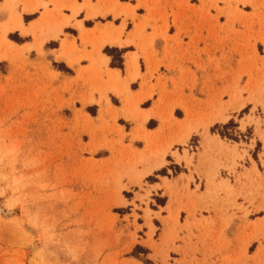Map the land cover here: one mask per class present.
Wrapping results in <instances>:
<instances>
[{
	"label": "rangeland",
	"instance_id": "obj_1",
	"mask_svg": "<svg viewBox=\"0 0 264 264\" xmlns=\"http://www.w3.org/2000/svg\"><path fill=\"white\" fill-rule=\"evenodd\" d=\"M38 1L0 0V264H264L261 214L224 203L247 150L264 169V0H138V103L44 46Z\"/></svg>",
	"mask_w": 264,
	"mask_h": 264
},
{
	"label": "crops",
	"instance_id": "obj_2",
	"mask_svg": "<svg viewBox=\"0 0 264 264\" xmlns=\"http://www.w3.org/2000/svg\"><path fill=\"white\" fill-rule=\"evenodd\" d=\"M38 3L42 6L38 9V16L30 22V26L44 24L43 28L49 33L43 36L44 46L54 41L57 42L56 51L60 55L62 50L66 51L75 44L78 50L76 56L80 57L79 63H92L93 61L106 63L110 77L120 78L125 88L130 91L132 99L138 103V94L140 93L138 84L141 87L145 78L141 69V61L138 59V0H39ZM115 4V8L111 9ZM77 8L79 11H76ZM25 28L29 27L25 26ZM52 28L58 32L57 37H62L61 39H49ZM106 48L124 52L122 56L124 59L123 70L110 67L111 58L104 54ZM59 61L62 63L72 62L65 56ZM89 65L86 64L85 67ZM129 79L132 83H128ZM134 85L135 88H133ZM145 102L147 100L141 101L140 104ZM147 119L148 114L143 118V124ZM219 141L221 140L211 136L208 146L211 149L212 146L218 149ZM237 148V151L233 152L242 155L244 150L240 147ZM252 152V149L247 150L244 161H239L240 167L236 168V175L231 180L232 188L229 189L231 199L224 203H226V207L231 206L232 209L242 205L249 211L248 219L254 218L256 214H261L256 219L262 220L264 219V169L260 168L259 161L255 162V170L249 160V157L252 159ZM206 157L208 156L206 155ZM205 158H203V168L207 169L208 166L211 168L214 164H210ZM237 178L238 181H236ZM203 192L204 190L201 191V193ZM223 195L227 196V193ZM205 217L214 220L216 226L221 225L219 215L212 210L205 212Z\"/></svg>",
	"mask_w": 264,
	"mask_h": 264
},
{
	"label": "snow or ice",
	"instance_id": "obj_3",
	"mask_svg": "<svg viewBox=\"0 0 264 264\" xmlns=\"http://www.w3.org/2000/svg\"><path fill=\"white\" fill-rule=\"evenodd\" d=\"M62 37H50L49 39H56V40H59L61 39ZM128 83H132V81L129 79L128 80ZM138 83V82H137ZM133 88H135V85L133 86ZM144 107H147V105H144Z\"/></svg>",
	"mask_w": 264,
	"mask_h": 264
},
{
	"label": "bare ground",
	"instance_id": "obj_4",
	"mask_svg": "<svg viewBox=\"0 0 264 264\" xmlns=\"http://www.w3.org/2000/svg\"><path fill=\"white\" fill-rule=\"evenodd\" d=\"M219 117V119H218V121L220 120V121H224V118L222 117V118H220V116H218ZM222 143V142H221Z\"/></svg>",
	"mask_w": 264,
	"mask_h": 264
},
{
	"label": "trees",
	"instance_id": "obj_5",
	"mask_svg": "<svg viewBox=\"0 0 264 264\" xmlns=\"http://www.w3.org/2000/svg\"><path fill=\"white\" fill-rule=\"evenodd\" d=\"M122 67V66H121Z\"/></svg>",
	"mask_w": 264,
	"mask_h": 264
}]
</instances>
